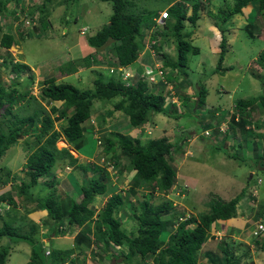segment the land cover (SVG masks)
<instances>
[{
  "label": "trees",
  "instance_id": "trees-1",
  "mask_svg": "<svg viewBox=\"0 0 264 264\" xmlns=\"http://www.w3.org/2000/svg\"><path fill=\"white\" fill-rule=\"evenodd\" d=\"M10 1L12 0H0V17L4 16ZM56 1L44 0V4L39 8L41 19L42 16H49V11L46 9L48 6L60 3H56ZM65 1L71 2L73 0ZM98 1L110 3L112 14L108 24L102 26L93 36L88 38V44L97 51L110 42L111 52L117 58L118 65L129 66L137 60L139 51L143 50L149 43V40L145 38L148 33H150L149 38L154 41L149 43L151 50L154 52L161 50L163 46L159 43L156 44L157 37L168 35V32L171 33L169 27L173 31L172 36L176 43L177 57L176 60L170 61L166 59V55L160 54L163 57L164 67L184 74L183 69L187 68L189 55L199 54V48L192 45L185 35L186 33H183L185 22L195 27L201 16L200 11L204 6L199 0H189L192 8L189 16L186 15L181 3L171 4L167 8L169 19L165 21L163 28L155 24V18L158 17L160 10H144L145 17L140 18L134 12L133 2H129V0ZM169 1L172 3L176 0ZM232 2L233 7L228 9V16L221 17L222 25L220 28L217 26L222 33V39L219 42L220 53L214 73L224 74L233 69L222 66L228 52L224 33L230 27L227 25L229 18L242 14L243 9L255 4L262 13V21L264 22V0H232ZM221 12V10L218 11L219 14ZM218 13L216 14L217 18H219ZM43 22L44 20H41V24ZM19 36L22 37L21 34ZM14 39L12 35L3 33L0 47L5 50L6 54L9 53L11 47L16 45L17 42ZM91 59L95 60V56L88 54L85 58L87 66L91 64ZM6 60L3 59V66L8 63ZM9 60L10 64L8 63L7 68L10 67V71L16 74L15 79L27 75L26 78L30 80H27V83L30 84L34 81L27 65L14 63L10 57ZM257 62L264 69V53L259 56ZM105 74H107L108 81L104 80ZM163 75H166L164 70ZM111 76L108 73L98 74L91 89H79L69 83H57L54 78L43 80L40 99L46 101L47 105L53 101L62 102L66 107L63 110L72 109L70 115L63 112L60 106H51L45 109L40 105L41 103L36 102L37 99L28 91L19 92L13 88L9 93H6L4 89L0 88V159L7 150L18 144V141L26 136L23 143L26 157L22 167L25 170L26 178H28L27 180L20 179L17 185L11 186L9 191L0 195V204L9 206L8 210L5 209L3 213H0V240L7 238L8 240L14 239L27 243L31 249L27 264H85L80 256L84 251L82 248L91 247V243H93L90 236V225L93 223L95 240L97 241L95 242L100 244L102 242L105 246L113 245L126 262L131 258L138 257L146 264H238L240 259L228 256L227 252L223 253L222 258L215 254L217 257L214 256L215 261H211V263L201 262L199 261V252L216 221H225L235 217L236 207L244 195L243 193L229 201L211 200L209 212L199 214L197 217L191 216L184 221L163 219L169 215L170 203L155 207L143 200L140 204L141 209L133 216L137 222V227L131 231L122 229L121 223L116 218L118 210L128 202L127 195L121 192L111 195L105 205L96 213V216L91 209L93 200L97 195H103L111 190L108 186L109 175L104 168L98 165H77L87 177L86 183L79 188V199L65 198L58 194L55 189L58 181L54 175L51 176L54 167L58 163L75 165L78 161L72 156L69 149H57L56 143L63 140L71 149L76 152L79 151L80 147L84 145L83 132L86 128L83 123L92 118L93 113L91 111L95 100L111 101L117 99L112 110L105 111V113L109 112L106 114L104 122H106V118L108 119V115L110 117L113 112H121L133 128L144 125L153 113H165L166 96L150 91L153 84L139 80L126 87L119 79L111 78ZM196 98L195 106L203 108L206 99L205 88H200L197 91ZM257 103L264 110V95L237 101L235 107L240 114L238 115L239 120L235 121L233 117L232 121H245L248 118L245 112ZM54 114L57 116L52 118ZM59 121L65 122L60 128L55 129L54 124ZM95 140L97 141L96 138ZM98 142L101 144L102 153L96 158L97 161L105 156L116 164L119 161L117 152L120 151L130 159L129 168L135 171L134 179H140L144 188L149 192L165 193L173 186L176 168L172 163L171 154L175 151L176 145L169 138L161 137L142 143L138 139L113 132L102 134ZM230 157L236 158V155H230ZM87 172H91V175H88ZM9 177L7 175V178L5 176L6 179L2 178L0 186L10 184L8 182ZM41 179L43 182H39ZM10 181H12V177ZM37 186H40L42 191L40 190L36 194L30 193ZM15 189L18 192H15ZM43 191L45 192L44 195L41 193ZM128 191L133 192L134 190L129 188ZM14 193L19 194L22 202L29 201V208H38L37 210L46 212L47 219L43 224L37 225L29 222V229L23 232L20 226H15L12 223L9 214L19 208L21 203V201L17 202ZM32 197H36V199L30 200ZM22 207L24 210L26 209V212H29L27 204L23 203ZM6 216L8 217L7 220L5 219ZM192 224L195 225L192 227ZM170 226H176V228L174 233L169 236L168 243L165 244L162 236L167 234V228ZM42 227L48 228V237L51 234L64 236L71 228L78 230L73 247L58 250L53 248L51 242L46 247L44 242L39 240ZM253 245L255 248L264 249V238H253ZM10 250L8 244L0 246V264L6 263ZM76 250L79 253L73 256ZM114 253L116 254V252Z\"/></svg>",
  "mask_w": 264,
  "mask_h": 264
},
{
  "label": "rangeland",
  "instance_id": "rangeland-1",
  "mask_svg": "<svg viewBox=\"0 0 264 264\" xmlns=\"http://www.w3.org/2000/svg\"><path fill=\"white\" fill-rule=\"evenodd\" d=\"M130 1L133 2L134 4L133 5L134 12H136V14L140 16V18L145 17V15L143 14L144 10L163 11L168 8L170 3L169 0H129V2ZM199 1L203 6L204 5L207 6L210 3L209 1H211L210 3L211 6H209V8H211V13L217 14L219 10L222 11L220 14L218 13L219 18H217L216 15L211 17V13H209L210 18L208 17V14L206 16L209 18V20L211 19V33L206 35V37L210 38L211 36V45L214 44L218 46V43L222 39V33L219 31L220 25H222L221 17L228 16L227 14L228 9L230 10L233 7V2L232 0H199ZM58 2L60 3L57 5L54 3L52 4V6H48L46 8L49 11V16L48 17L42 16L41 20H44V22L43 24H41L40 34L37 37L32 36L29 38L20 39L16 43L18 48L17 47L12 48L10 49L9 52L10 56L12 54L14 56H18L19 59L26 61V63L30 67H33L35 69L32 76L35 82L38 81L36 87H35V82L32 85V87L31 86L29 87L28 85L29 83H27V80L28 81L30 80L26 78L27 75H23L20 78L15 79L16 74L10 71V67L7 68V66H9L8 63L10 64L9 58L6 60V62L8 63H6L4 67L2 64L3 63L2 58L4 57L5 52L0 51V88L4 89L6 93H9L13 88H16L17 90H19V92H23V91L30 92L32 90L33 92L35 91L38 98H36L35 96L34 97L37 100H39L40 98L39 94L41 93L40 84L42 85L43 80L47 79L44 77V73L48 71L49 72L52 71V73L55 74V72L58 69V65L65 63V61L63 60L64 56H61L65 52L67 57H70L73 61L76 60L78 63L75 66L71 64L64 66V68L69 66V68L66 69L64 74L70 77L63 79L61 81L64 83L74 84L79 89L93 88L92 80L97 78L98 73H96V71L98 70L94 65L85 70L83 68L85 67V56L91 51L89 49L90 46L88 45V38L94 35L100 28H102V26L108 24L109 18L112 14L111 4L100 2L98 0H73L71 2L65 0H57L56 3ZM188 4L190 7L191 1H189ZM204 12L205 11L203 7L200 11L201 15ZM187 14H190V12H187ZM262 20H263L262 13L259 10H257V8L256 9L253 8V11L251 12L249 8H245L243 9L242 14L235 15L229 18L227 25H229L230 27L228 31L224 33L226 40L225 45L227 51L234 52L235 54H231V55L229 54L228 58L225 57V62H223L222 66L225 68L227 64L229 66H234L232 71L227 73L225 72L224 74L212 73L211 66L216 67L217 64L216 61L218 59L220 49L219 47L211 48V50L216 49L214 56L215 64L211 65V56H209L208 52L206 51L210 49L208 47H205L202 43L199 42L197 43L196 46L201 48L203 54L202 56L203 62L205 64L204 65L197 64L198 57L189 55L187 68L183 69L185 75L187 74L186 78L185 76L182 75L183 73L180 72L176 80L177 79L180 80L182 78L185 79L187 83L188 81H190V83H192V85L195 86L196 88L195 93H197V91L200 88H205L206 90L205 104L211 105V100L215 99V97L218 96V93L223 94L226 99H229L230 97H233L237 101L244 98L247 100L251 99L252 96L256 95L255 92L257 87L260 85V83L261 85H263L262 87L264 88V69L257 62L259 56L262 53H264V22ZM171 21L172 23H174L173 19H171ZM199 22L197 24V27L195 25L196 28L192 27L190 24H187L189 29L191 28L192 30H194L195 28L193 34L198 37H200L199 34H202V30H203L202 24L201 23L199 24ZM217 26H219V28ZM82 28L87 29V32L85 33L84 36L79 34V31ZM169 29L171 30V33L168 32V35H163V36L159 35L157 37L156 44L158 43L162 44L163 50L161 49V50H157L158 52H155L156 53L154 55L155 59H160L159 58L160 54H164L166 55L167 60L170 61L176 60L177 57V52L175 48L176 43L172 36L173 31L171 27H169ZM197 32H199V34ZM12 33H14V31ZM189 33L190 32L187 31L185 35L189 37ZM205 33H208V31ZM149 36L150 33H148V35L145 38L146 40L148 39L149 43L151 44L154 41H152L149 38ZM78 37L82 38V40L79 47L76 46L77 50L69 49V46L72 45L74 41H77ZM186 40H188V38H186ZM149 43L146 44L145 41V44L147 46L149 45ZM108 44H110V42ZM164 50L170 53L167 54ZM139 52H140V54L138 55L139 57L143 54L144 56H146L147 54V56L151 57L149 50L143 49L140 50ZM234 55H238L239 57L238 56L235 57ZM112 56L114 57L113 54ZM225 56H227V53ZM252 57L253 59L252 61H250L249 59ZM238 58H239V63H237L238 61H236V59ZM140 64L141 61L139 58H137V60L133 64L129 65L128 71L130 72L139 71L136 68ZM79 67H81L82 69H80ZM140 70L141 71L143 70V66H140ZM76 75H78L79 77H77ZM251 76L255 77V79L259 80L260 82L254 80L253 77L251 78ZM104 77H105L104 80L108 81L107 74H105ZM111 78H115V76L114 77L111 76ZM81 84L82 86H80ZM86 84L88 85L85 86ZM222 88L225 89V93L224 91H222L223 90ZM173 91L174 92L177 91L175 87H173ZM177 95L178 94H176L175 96ZM260 95H264V89H262V93ZM37 100L36 102L39 104L41 103L40 105L45 107V109L50 108L49 105H47V103L44 102L43 100L40 99L39 102ZM116 101L117 99L111 101L95 100L93 102L92 111H91V113H93V116L92 115L91 116L94 123L90 125L89 120L86 123H83V125L86 128L85 132H83L84 145L81 146L79 151L77 152L69 148V152L76 160H80V159L83 160V161L81 160L83 163L80 164L83 165L95 164L97 158L95 156L99 150L97 146V141L95 140L93 133L95 131L100 130L101 127L103 128L106 127L107 126L106 124H108L110 121L112 123L113 120L119 116L118 112H113V114L110 117L112 116L114 117L108 118V122L106 118V122H104L105 121L104 118L106 117V114L112 110V107L116 103ZM234 102L232 103L233 106H231L230 109L228 110V116L240 115L238 109L235 107L236 102L235 103ZM34 104L36 105V103ZM58 106H60L63 112H66L68 115L71 114V110H72L71 108L70 110L68 109L67 111L63 110L66 108L63 103L60 105L58 104ZM165 108H166V104H165ZM108 109L110 110L105 113V111ZM13 111L16 112L15 110ZM210 111L211 112L213 111V106H211ZM185 113H189V114L186 117L185 116L182 117V119L184 120V125H186L187 127V131L185 130V132L183 133L176 129L175 126H177L178 123L175 121V119H169V121H167L166 123H163L162 119L158 120L157 129L149 127L148 124L151 120L148 119L144 128L139 127L141 129V132L135 130L137 133H139L138 134L139 137L137 139H141L143 141L142 143H147L149 140L152 139L161 138L160 136L166 133L169 138L175 137L173 143L176 146L180 144V140L183 137L188 135H190V137L187 139L190 140L192 138L198 144H195L194 141L190 145L185 143L183 146L179 147L186 153L185 155L182 154L180 156V158L178 159L179 163H174L173 160L172 163H174L173 164L175 166L174 168H176V175L179 174V176L182 175V176H187L189 178L187 180L177 179L176 176L174 180V184L171 187V189L168 192L160 193V195L156 194V192H152V193L149 192V190L144 188L143 182L140 179H133L131 181L133 175H131L130 173L131 169L128 166L130 159L126 157L121 159L122 161L119 162V166L117 170L118 171L117 175L120 178L117 179L115 182L118 188L123 187L122 192H124L125 190H126L125 193L129 192L128 191L129 188H133L134 190L133 192H129L130 194L126 193L128 202L125 203V205L122 208H120L116 214V218L121 223L122 229L127 231L136 229L137 222L134 220L133 216L137 213V211L141 209L140 204H142L143 200L148 201L151 205L155 207L165 203H170L171 208L169 209L170 211L169 215L167 217H163V219H174V220L177 219L178 221H184L185 219L191 216L197 217L199 214H204L209 212L212 203L211 200H217V199L226 200L228 197H235L240 193H243L244 195L240 198L239 201H244L243 198L248 199L249 205L255 209L252 212L251 215L252 220L249 225H253L257 221V217H260V220L263 221L264 223V212L262 217L259 215H254L258 212L263 211L261 210V208H259V206H260V202H263L262 206H264V195H262L264 193V172L261 173L257 168H254L253 167L254 162L252 161L249 162V159H244L248 157L245 154V152L242 154L240 153V151H238L237 152L238 156L242 158H232L233 159L231 160L232 165L228 167L230 171L228 172L224 169V167H222L220 168L221 171L218 172L217 175H215L214 177V175L211 174V155L214 152H211V141L208 140L211 138V134L206 135L205 130L201 128L204 126V124H201L199 127V123L201 122L202 119L201 115H193L194 110L188 111L187 109H185L184 114ZM215 113L219 115L218 111ZM248 113L251 115L253 119L256 117L258 118V114L256 116L255 112L249 111ZM260 113L261 115L264 114V110L263 109L260 110ZM56 116L57 115L54 114L52 115V118H55ZM228 116L226 118H228ZM64 122L65 121L56 122L54 126H56V128H60L64 124ZM123 122L129 128L128 123H126L127 121L125 120ZM245 122L247 124L244 131H247L249 133V137L253 138L252 133L254 130L255 132L258 130V137L262 136L260 130L258 128L256 129L257 124L255 125L251 119L247 118ZM179 123L181 125L183 124V122H179ZM225 123H227V121H225ZM113 124L111 125V128L110 127H106V128H110L109 130H112L114 133H117L115 130H120L122 134L130 137L131 133L129 132V135L126 134L127 131L125 130V126L122 129H118L115 126H113ZM164 129L167 132H164L163 131ZM193 129L194 131H197L198 129L199 131L202 130L203 131L201 132V134L198 135H196L197 133L189 134L188 132L193 131ZM219 133L221 132L219 131ZM202 138H208V139L202 140ZM24 140H26V136L24 137V139L21 138V140L18 141V144L12 146L9 150H7L5 155L0 159V180L2 178H5V176L7 178V175L10 176L8 180L10 184L5 186L3 192L9 191L11 186L17 185L20 179H26V180L28 179L26 178L25 170L22 167L26 157V153L24 152L23 149ZM235 141L236 138L233 139V141L230 143V146L233 143H235ZM203 143L205 145H208L205 146L206 156H204L205 158L203 159L204 163L206 164V167L204 164L198 161L199 158L202 157V154L199 152L197 146L202 145ZM233 146L235 145L233 144ZM56 147L57 149H63L65 146L63 145V143L57 142ZM227 152L233 153V149L230 148L227 150ZM94 157L95 159L89 161L90 158H94ZM242 160H245V162H249V163L245 165V163L244 164L242 163L243 162ZM258 162L264 165V157H261L258 160ZM96 164H98V162ZM77 165L79 164H75L72 166L69 164L58 163L53 169L51 176L53 175L55 176L58 175L59 173H62L61 170L67 172L66 174L67 176H69L67 178L68 181L70 180L72 186L74 185L73 187L78 193L77 195L74 190V192L68 193L69 194L68 195L66 194L68 187L64 188L63 190L62 188H60L58 183L55 189L58 192V194L63 195L65 198H72V199L76 198V200L79 199L78 198L80 193L79 188L81 185L86 183L87 180L86 174L81 173L82 170H80L77 167ZM57 169L58 171H55ZM224 171H226L228 175H225ZM87 173L88 175H91V172H87ZM251 173H253L254 176L252 179H249V175ZM258 175L262 176L259 178L261 180L260 183H256L257 180H255ZM11 177H12V181H10ZM213 178H216L217 182H214ZM39 182H43V179L39 180ZM17 189H15V192H18ZM40 190H41L40 186H37L34 189H32L30 193L34 192L36 194L39 193ZM254 190L256 191L255 194L253 193ZM114 192L117 191H113V193ZM41 193L42 195H44L45 192L43 191ZM14 196L17 202L19 203V201H21V197L19 196V194L14 193ZM34 199H36V197H32L30 200L33 201ZM23 203H25V205L27 204V210L29 212L40 211V210H37L38 208H34V209L29 208L28 206L29 201L25 200L24 202L21 201V203L19 204L20 205L19 208H17L18 210L16 209L12 212L10 211L11 213L9 214V218H13V219L15 218L14 221L12 219L10 220L13 221L12 223H14L15 226H20L21 230L24 232L29 229L28 227L29 222L30 223L33 222H31L27 217L28 212H26V209L24 210V208L22 207ZM101 208L102 206L100 207L99 204L97 203L91 205V209L94 212H96V210L99 211ZM255 216L256 218H254ZM5 219L7 220L8 217L6 216ZM40 224H43V222H40ZM194 225L195 224H192L191 226L193 227ZM90 226L91 229L94 228L93 223H91ZM214 227L216 228L211 229V232H209L207 235L205 247H203L202 251L199 252V261L202 260V262L211 263V261H215V257H217L215 256L216 252L220 253L221 258L224 255L223 253L227 252L228 256H234L235 258L240 259L238 264H243L242 262H247L245 264H250L251 262L253 264H259V261L257 260L258 257L256 256V254L255 257L254 255H250V257L249 256L247 257L250 251V246H252L253 242L251 243L249 241L250 244L248 243V245H246V248H244V246L240 245L239 243L237 244L238 246L236 247H232V246L228 247L223 245H221L222 247L220 246L218 247L216 243L218 241L221 242L223 239L226 238L223 237L220 231L223 229L224 224L218 223ZM42 228L45 230L46 227H42ZM175 228L176 226H170L167 228L168 229L167 234H164L162 236V239L164 240L165 244L168 243L167 241L169 240V236L174 233ZM213 230H218V231L213 232V234L215 235L213 234L209 235L210 233H212ZM74 232L75 231L73 230L72 233L67 235L68 237L63 239L64 241H67L66 243L63 242L60 236H53L51 234L50 237L51 236L54 237L53 239L54 246L56 247L59 246L61 249L63 248L69 249L72 248V246L74 245V236H75ZM221 238L222 240H220ZM91 239L92 241L95 242L96 241L95 235L93 236L91 235ZM59 240H61L62 242ZM250 240H252V238ZM7 244L10 246L11 250L9 251L10 254L5 264L28 263L31 249L27 243L14 239L8 240L7 238L0 240V246H5ZM214 245H216V247L214 249V252H212L213 255L211 257V251L209 250ZM98 247L102 250L101 244L100 246L98 245ZM99 248L93 245L90 248V252H92V254L97 255ZM221 248H223V253H221ZM208 252L209 255H207ZM115 256L110 255L108 258L107 255V258L104 263L121 264L122 261L123 262L122 264H133L134 261L133 258H131L128 262H126L125 258L122 257L121 258L122 260L118 258V256H120L118 253H116ZM92 258L93 261L96 262L95 258L94 257ZM116 259L120 261H116ZM245 259L247 261H243ZM143 263L145 264L146 262L144 261H141L140 263L137 262V264H143Z\"/></svg>",
  "mask_w": 264,
  "mask_h": 264
},
{
  "label": "crops",
  "instance_id": "crops-1",
  "mask_svg": "<svg viewBox=\"0 0 264 264\" xmlns=\"http://www.w3.org/2000/svg\"><path fill=\"white\" fill-rule=\"evenodd\" d=\"M209 2L211 3V1H209ZM210 3L207 6L204 5V11L205 12L200 16L199 20L196 22V27H197V24H198L199 21H200L199 24L200 23L202 24V29H203L202 30V34H199V32H197L200 37H198V36L193 34L196 27L194 28V30H192L191 28L189 29V27L187 26V24H189V23H187V22H185V24H184L183 33H186L187 31L190 32L189 33V40H190L192 45L196 46L197 43L200 42L205 47H208L210 49V50H206V51L208 52V55L211 56V65H213V64H215L214 56H215V52H216L215 50L216 49L215 50H211V48L212 47L213 48H218L219 47V43H218V46L214 45V44L211 45V36H210V38L206 37V35L211 33V19L209 20V18H210L209 17V13H211V8H209V6H211ZM248 8H249V10L251 12V11H253V8L256 9L257 6L255 4H252ZM257 10H258V8H257ZM190 14L186 13L187 16H189ZM207 14H208L209 18L206 17ZM214 15H216V14L211 13V17H213ZM82 29H85V28H82ZM207 31H208V33H205ZM3 33L4 32L0 29V41H1V37H2ZM79 34H80V31H79ZM84 35H82V36H84ZM15 39L14 40L16 42H18L20 39H23V38H21L19 36V37L15 38ZM81 40H82V38L78 37L77 41H74L72 43V45L69 46V49L77 50L76 46L79 47V45L81 44ZM15 47L18 48L17 45H14L10 49L15 48ZM196 47H198V46H196ZM10 49H9V51H10ZM89 49L91 51L88 54H93L94 52H96V50H94L92 47H90ZM0 51L5 52V50L3 48H1V47H0ZM165 52L167 54L170 53V52L168 53L167 51H165ZM88 54L86 56H88ZM229 54L231 55V54H235V53L228 51L227 52V56H225V57L228 58ZM12 55L10 56V53H8V54L4 53V57L2 59L6 60V58L10 57V59H12L14 63L18 62V63L25 64V65H27L30 68V71H32V73L35 71V69L33 67H30L26 63V61L19 59L18 56H14L13 55L14 56L13 57ZM61 56H64L63 60L65 61V63L58 65V69L55 72V74H53L52 71L51 72L48 71V72L44 73V77L45 78H47V79L54 78L57 83H64L61 80L70 77V76H66L64 74V72L66 71L67 68H69V66L65 67V68H64V66L70 65V64L75 66L78 63L76 60L73 61L70 57H67L66 52L63 55H61ZM195 56L198 57L197 64H199V65H204L205 64L203 62V57H202L203 54H202L201 48H199V54L195 55ZM234 56L236 57L238 55H234ZM138 58L140 59L141 64L136 69L139 70V71H141L140 70V66H143V68L145 66H153L154 62L156 61L154 58L147 56V54H146V56H144V54H143V55H141ZM252 59H253V57L250 58L249 60L252 61ZM236 61H238L237 63H239V58L236 59ZM223 62H225V59H224ZM226 67L234 68V66H229L228 64H227ZM79 68L82 69L81 67H79ZM83 68H84V70L87 69L86 67H83ZM211 68H212V73H214L215 67L211 66ZM99 69L101 70V72H103L102 68H99ZM163 69H164L166 75L163 76V79H159L157 84H153L150 87L151 90L150 89L149 90L153 91V92H156V93H160V94L166 96V103H165L166 104V108H165L166 110H165V113H157V114L153 113V114H151L149 116V119L151 120L149 122V124H148L149 127L157 129L158 128V126H157V124H158L157 121L158 120L162 119V122L166 123L167 121H169V119H175V121L178 123L177 126H175L176 129L183 133V132H185V130L187 131V127H186V125H184V120L182 119V117L183 116L186 117L189 114V113H185L184 114L185 109H187L188 111L194 110L193 115H201V118H202L201 122L199 123V127H200L201 124H204L205 127L204 126L201 127V128H203V130H207V129L211 130V138L210 139L202 138V140L203 139L204 140L208 139L209 141H211V152H214L211 155V174L214 175V177H215V175H217L218 172L221 171L220 168H222V167H224V169L226 171H228V172L230 171V169L228 167L230 165H232V161L231 160H233L230 157V155H236V158H242V157L238 156V154H237L238 151H240V153H242V154L245 152V154L248 157L244 158V159H249V162L250 161L254 162L253 167L257 168L261 173L264 172V165L258 162V160L261 157H264V114L261 115V113H260V110H262V108L260 107V104L257 103L254 106L248 108L246 113H245V115H246V117H248V119H251L254 122L255 125L257 124L256 129L258 128L260 130V133L262 134L261 137H258V130L256 132L254 130L253 133H252L253 134V138H251V137H249V133L247 131H244V129L246 128V124H247L245 121L247 119L245 121H241L240 120V122H235V121L233 122L232 121L233 118L229 119L228 110L230 109L231 106H233L232 103L234 101L236 102L237 100H235L233 97H230L229 99H226L223 94L218 93V96H216L215 99L211 100V105L205 104V106L203 108H197L195 106V101L197 99L196 98V93H195V91H196L195 86H193L192 83H190V81H188V83H187L186 80L182 79V78L180 80L179 79L176 80L177 76L180 74L176 70L172 71L169 67H164ZM88 72H89V70H88ZM228 72H230V71H228ZM98 74H100V73H98ZM182 75L185 76V78L187 76V74L185 75V73L182 74ZM76 76L79 77L78 75H76ZM252 77L253 76H251V78ZM253 79L257 80V79H255V77H253ZM257 81L260 82L259 80H257ZM92 82H93V80H92ZM72 85H74V84H72ZM87 85L88 84H86L85 86H87ZM80 86H82V84ZM173 87H175L177 91L174 92L173 91ZM222 89H223L222 91H224V93H225V89L224 88H222ZM262 89H264V88L262 87V85L260 83V85L256 89V92H255L256 95L252 96V98L260 96V94L262 93ZM176 94H178L179 96L178 95H177L178 97L175 96ZM241 100H247V99L244 98V99H241ZM58 104L60 105L61 103L58 102V103L55 104V106H58ZM211 106H213V111L212 112L210 111L211 110ZM217 111L219 112V115H217L215 113ZM249 111L255 112L256 116L258 114V118L256 117V118L253 119L251 117V115L248 113ZM118 113H119V116L116 117V119H114L112 123L109 120L110 122L108 124H106L107 126L106 125L105 126L111 128V125L113 123H114L113 126H115L118 129H122L125 126V130L127 131L126 132L127 135H129V132H130L131 133L130 136L132 138H138L139 137V135H138L139 133H137L135 130H137L139 132V129L133 128L129 124V122L126 119V117L121 112H118ZM160 114H162V115H160ZM227 116H228V118H226ZM113 117L114 116L109 117V115H108V118H113ZM124 118L127 121L126 123H128L129 128L123 122V121H125ZM91 119H89V120H91ZM225 121H227V124H228L230 130L226 134L219 133L218 127H219V125L222 122H225ZM107 122H108V119H107ZM179 122H183V124L181 125ZM243 122L245 123L244 126H242ZM106 127H104V128L101 127L100 130H98V132H99V134L101 136H102V134L113 133L112 130H109L110 128H106ZM148 129H150V128H148ZM115 131L117 133L122 134V132H120V130H115ZM163 131L167 132L165 129ZM202 131H199V129L197 131H194V129H193V131H189L188 133L189 134L197 133L196 135H198V134H201ZM122 135H124V134H122ZM164 136L168 137V135L166 133L162 134V136H160V137H164ZM189 137H190V135L183 137L180 140V144L178 146H176L175 151L171 154L172 157L171 156L170 157L172 158L174 163H179L178 159L180 158V156L182 154L185 155V153H186L182 149H180L179 147L183 146L185 143L190 145L191 143H193L195 141L192 138L190 140L187 139ZM235 138H236V141H235V143H233L235 146H233V144L230 146V143ZM169 139L173 143L174 140H175V137H172V138H169ZM139 140H141V139H139ZM194 143L198 144V143H196V141ZM205 146H208V145H205L203 143L202 145H198L197 147H198L199 152L202 154V157H200L198 161L201 162L202 164H204L205 167H206V164L203 161V159L205 158L204 156H206L205 155V151H206ZM230 148L233 149V153H228L227 152V150L230 149ZM234 149H235V152H234ZM122 158H124V157H121V159ZM242 161H243L242 163L243 164L245 163V165H247L249 163V162H245V160H242ZM218 166H219V168H218ZM58 169L55 170V171H58ZM226 171H224L225 175H228V173ZM61 172L62 173H59L58 175H55V177H56V179H57V181L59 183L60 188H62L64 190V188L68 187V190H67L66 194L74 192V190H75L74 187H73L74 185L72 186L70 180L68 181L67 178L69 176H67V174H66L67 172H65L64 170L63 171L61 170ZM81 173H83V171H81ZM176 176H177V179H186L187 180L189 178L187 176H182V175L179 176V174H177ZM253 176H254V174L251 173L249 175V179H252ZM116 177H117L116 180L120 178L117 175H116ZM260 177H262V176L258 175L255 180L259 179ZM213 180H214V182H217L216 178H213ZM113 182L116 183L115 179L111 178V181L109 180V184H108V186L111 188V190L108 193L109 197H110L109 194L111 192L117 191L116 188L118 186L117 185L113 186V184H111ZM70 189H71V191H70ZM119 189L123 190V187H119ZM75 192L78 195L76 190H75ZM156 194L160 195L159 192H156ZM262 195H264V193ZM232 198H234V197H228L224 201H229ZM243 199H244V201H239L238 204H237L235 217L230 218V219L225 220V221H222V220L216 221L215 225H217L218 223L224 224L223 229L220 230V231H221L223 237H226L223 240L221 238L220 239V240H222L221 242L220 241H218V242L215 241V242H217L216 245L218 247L219 246L222 247L221 245L228 246V247H231V246L232 247H236V246H238L237 244L239 243L240 245H243L244 248H246V245H248V243L250 244V242L251 243L253 242V240H250L251 236H249V235H250V231H251V229H252L254 224L253 225H249V224H250V222L252 220V216H251L252 212L255 209L252 208L249 205L248 199H245V198H243ZM106 201H107V197L106 196H97V197H95L93 204L97 203L101 207L102 205L105 204ZM262 204H263V202H260L259 208H261V210H263V211L262 212H258V213L254 214V215H259L261 217L263 216L264 206H262ZM97 212L98 211L96 210L95 213H97ZM15 213H16V211H15ZM27 217L29 218V220L31 222H33V224L41 225L40 222H44L47 219V214H46L45 211H33V212H28ZM254 218H256V216ZM11 219L14 221L15 218L14 219L11 218ZM259 219H260V217H257V220H259ZM228 227H230V228H228ZM214 228H216V227H214ZM247 228H249V229H247ZM73 230L75 231L74 233H75V236H76L77 233H78V230H75L74 228H71V229H68V232H67L66 235L60 236L61 239L63 240L66 237H68L67 235L72 233ZM90 230H91L90 231V236L91 235L92 236L95 235L94 228L93 229L90 228ZM217 231L218 230H213L212 233H210L209 235H211V234H213V232H217ZM40 232L41 233L39 235V240L43 241L46 247L49 246V244L51 242L53 248H55V249H58V250L68 249V248L61 249L59 246H57V247L54 246V242H53L54 237L53 236H51L49 238L47 237L48 234H49L48 228H45V230L43 228H41ZM213 235H215V234H213ZM75 236H74V238H75ZM59 241H61V240H59ZM63 242L66 243L67 241L63 240ZM241 243H243V244H241ZM93 245L96 246L97 248H99L98 245L100 246V243H96V242L93 241V243L91 244V247ZM205 245L206 244L204 243L203 247H205ZM216 245L212 246L211 249L209 250V251H211V257L213 255L212 252H214V249H215ZM91 247H88V248L86 247L87 249L83 248L84 251L82 250L83 253H81L82 255L80 257L85 262V264H105L104 262H105V260L107 258V255H108V258H109L110 255L111 256H115L114 252L119 254V252H117V249L113 245L105 246V245H103L101 243V248H102L103 251L99 248V251L97 252V255L92 254V252H90V248ZM203 247H202V249H203ZM202 249H201V251H202ZM254 249H256V250H254ZM120 252H122V251H120ZM78 253L79 252L76 250L75 254L73 256L78 255ZM221 253H223V248H221ZM216 254L218 256H220V253H216ZM255 254L258 257L257 260L259 261V264H264V249L255 248L253 243H252V246H250V251H249L247 257L248 256L250 257V255H254V257H255ZM207 255H209V252L207 253ZM92 257L95 258L96 262L93 261ZM118 258L121 259L122 256H118ZM133 259H134L133 264H137V262H139V263L141 262L140 258H138V257H135ZM116 261H120V260L116 259ZM243 261H247V260L245 259ZM201 262H202V260H201ZM241 262H242V260H241ZM122 263L123 262L121 261V264ZM242 263L245 264L247 262H242ZM250 264H253V263L251 262Z\"/></svg>",
  "mask_w": 264,
  "mask_h": 264
},
{
  "label": "built area",
  "instance_id": "built-area-1",
  "mask_svg": "<svg viewBox=\"0 0 264 264\" xmlns=\"http://www.w3.org/2000/svg\"><path fill=\"white\" fill-rule=\"evenodd\" d=\"M182 3L185 9H191L188 1L178 0ZM44 4V0H12L8 2L6 12L3 17H0V27L5 33L12 35L14 38L21 36L23 38H29L32 36L37 37L40 34L41 29V12L39 8ZM169 14L167 10L159 12L158 17L155 20L157 26H163L168 19ZM14 31V33H12ZM84 33V29L81 30ZM150 51L151 57L154 58L156 54L151 48L146 47ZM155 59V58H154ZM96 64L98 67L107 70L109 75H118L123 84L128 87L134 81L143 80L148 83H156L157 78L163 77V61L162 59H155L152 67H147L143 72H130L126 67L118 65L117 58L112 56V52L109 48L95 55ZM235 121L239 120V116H234ZM222 134H226L229 130L227 123H222L218 127ZM206 135H210V131H205ZM103 162V160H101ZM261 180L257 179L256 183H260ZM5 186H0V195L3 194ZM3 192V193H2ZM255 194L256 191L254 190ZM253 194V195H254ZM5 209H9V206L1 204L0 213H3ZM251 238H259L264 236V223L260 219L257 220L252 230L250 231Z\"/></svg>",
  "mask_w": 264,
  "mask_h": 264
},
{
  "label": "clouds",
  "instance_id": "clouds-1",
  "mask_svg": "<svg viewBox=\"0 0 264 264\" xmlns=\"http://www.w3.org/2000/svg\"><path fill=\"white\" fill-rule=\"evenodd\" d=\"M176 2H178V0H176V1H174V2H172V3H170L169 4V6L171 5V4H173V3H176ZM188 2H189V0H188ZM178 3H180V2H178ZM182 4V3H181ZM168 6V7H169ZM190 7H191V5H190ZM192 9V8H191ZM191 9H185L184 7H183V10H185L186 11V13L187 12H190L191 13ZM165 10H167L168 11V9H165ZM159 12H161V11H158V15H159ZM168 19H169V17H168ZM167 19V20H168ZM155 20H156V18H155ZM156 24V23H155ZM164 25H165V23H164ZM164 25L163 26H160V27H164ZM159 27V26H158ZM1 29V28H0ZM81 30H83V29H81ZM81 30H80V34L81 35H84L86 32H87V29L85 28L84 29V33L82 34L81 33ZM5 33V32H4ZM93 36V35H92ZM21 38H23V37H21ZM189 38V37H188ZM23 39H25V38H23ZM149 46V45H148ZM148 46H146L147 48H148ZM146 47L145 48H143L144 50H147L146 49ZM107 48H109L110 50H111V45L110 44H107L104 48H102V49H98L96 52H94L93 53V55L95 56L96 54H98V53H100V52H103L104 50H106ZM10 52V51H9ZM140 54V52L138 53V55ZM87 56H85V58H86ZM139 57V56H138ZM159 58L160 59H162V61H163V58L161 57V56H159ZM3 60V59H2ZM91 64H89L88 66L86 65V63H85V67L86 68H89V67H92L93 65L94 66H96V68H97V70L98 71H96V73H108L107 72V70H105V69H103V72H101V70L99 69L100 67H98V65L96 64V60H94V59H91ZM3 62V61H2ZM122 67H126L127 68V70L129 69V66H122ZM147 67H152V66H145L144 68H143V70L144 69H146ZM163 68H164V65H163ZM162 68V71L164 70ZM143 70L142 71H136V72H139V73H141V72H143ZM31 74H33L32 72H31ZM115 76V78L116 79H119L120 80V82L123 84V82L121 81V79L119 78V76L118 75H112V77H114ZM164 76V75H163ZM96 79V78H95ZM94 79V80H95ZM159 79H163V77L162 78H157V82L156 83H148L147 82V84H157L158 83V81H159ZM93 80V81H94ZM34 82H35V80L32 82V83H30L29 84V87L31 86L32 87V85L34 84ZM37 83H38V81L37 82H35V87L37 86ZM124 85V84H123ZM42 88H43V85H41L40 84V92L42 91ZM31 89H33V88H31ZM35 90H36V88H35ZM30 94L31 95H33V96H35L36 98H38L37 97V95H36V93H35V91L33 92L32 90L30 91ZM40 95V97L42 96V94L40 93L39 94ZM39 100H40V98H39ZM44 102H46V101H44ZM61 103L62 104V102H60V101H53V102H51L50 104H49V107H51V106H55V104L56 103ZM205 110V109H204ZM234 116H229V119H231V118H233ZM89 120V119H88ZM88 120H86V122L88 121ZM235 120V119H234ZM90 121V125L91 124H93L94 123V121L93 120H89ZM85 122V123H86ZM222 123H225V122H222ZM221 123V124H222ZM146 124V123H145ZM145 124L144 125H142V126H140V127H143L144 128V126H145ZM220 124V125H221ZM219 125V126H220ZM58 127V126H57ZM55 129H58V128H56V126H55ZM135 129H139V132H141V129L138 127V128H135ZM144 130V129H143ZM205 131H210V134H211V130H209V129H207V130H205ZM99 134V132L98 131H95L94 133H93V135H94V137L97 139V146H98V152H97V154H96V156L95 157H98L99 155H100V153H102V147H101V144L98 142V140L100 139V134ZM131 137V136H130ZM132 139H134V138H132ZM135 139H137V138H135ZM139 140V139H138ZM140 141V140H139ZM59 142H61V143H63V145L65 146L64 148H66V149H69L70 147L68 146V144L66 143V142H64L63 140H59L58 141V143ZM141 142H143V141H141ZM76 152V151H75ZM117 154H119V161L115 164L114 163V161H112V160H110V158L108 157H105V156H102L101 158H100V160L99 161H97L98 162V164H96L97 162L95 161V164H93V165H89V166H100L101 168H104L105 170H106V172L108 173V175H109V180L111 181V178L112 179H115V181H116V175H117V173H118V166H119V162L121 161V157H126V158H128L126 155H123L120 151L119 152H117ZM95 157L94 158H90V160L89 161H91V160H93V159H95ZM82 159H80V160H77L78 161V163L77 164H80V163H82V161H81ZM101 160H103V162H101ZM73 166V165H72ZM128 166H129V163H128ZM70 171H72V170H70ZM130 173H131V175H133L132 176V178H131V181L135 178V171L133 170V169H131V171H130ZM118 176V175H117ZM108 184H109V182H108ZM111 184H113V186H116L117 184L116 183H111ZM128 189V188H127ZM126 191V190H125ZM125 191L124 192H122V190L121 189H119L118 187H117V192H111L109 195L111 196V195H113V194H116V193H118V192H121L122 194H124V195H126L125 194ZM108 193H109V191L108 192H106V194L105 195H97V196H106L107 197V200L110 198L109 196H108ZM130 194V193H129ZM96 196V197H97ZM95 199V198H94ZM93 202H94V200H93ZM107 202V201H106ZM105 202V203H106ZM93 204V203H92ZM105 205V204H104ZM104 205H102V207L104 206ZM100 211V210H99ZM98 211V212H99ZM97 212V213H98ZM264 237V236H263ZM252 240H253V238H252Z\"/></svg>",
  "mask_w": 264,
  "mask_h": 264
}]
</instances>
